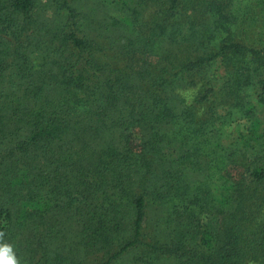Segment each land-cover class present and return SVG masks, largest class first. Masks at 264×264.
I'll list each match as a JSON object with an SVG mask.
<instances>
[{"label": "trees", "instance_id": "1", "mask_svg": "<svg viewBox=\"0 0 264 264\" xmlns=\"http://www.w3.org/2000/svg\"><path fill=\"white\" fill-rule=\"evenodd\" d=\"M185 1L190 0L103 2L125 23H130L125 10L137 9V20L156 6L157 15L151 14L141 31L133 30V41L146 46L151 45L144 39L146 29L152 39L161 27L168 33L169 18H182ZM55 2L67 15L61 23L54 19L41 40L34 0H0V231L22 264H122L129 249L135 253L128 264H161L165 257L173 264H242L248 253L254 263L264 264V113L257 115L254 103L240 110L249 118L246 130L226 144L221 126L227 116L218 108L230 101L216 107L209 96L227 89L235 104L241 101L237 91L256 87L263 110L264 47L252 49L226 37L214 41L210 33L198 42L199 55L174 65L171 56L182 37L169 35L175 43L170 56L160 55L154 80L146 84L141 71L135 76L137 68L119 61L140 58L146 50H113L117 44L104 50L77 21L74 4ZM201 2L194 3L200 15L206 7L217 17L232 1ZM218 21L225 29L226 22ZM177 24L176 19L169 26L172 34ZM181 30L182 25L176 28ZM206 66L219 83L202 79L205 89L172 106L168 86L177 75L189 78ZM239 69L261 77L241 79ZM142 90L155 110L138 114L123 94ZM112 127H123L119 145L106 141ZM151 206L166 217L161 235H146ZM129 209L133 235L119 238L112 233L122 229ZM61 217L93 226L70 243L65 233L53 235L60 232L53 228Z\"/></svg>", "mask_w": 264, "mask_h": 264}, {"label": "rangeland", "instance_id": "2", "mask_svg": "<svg viewBox=\"0 0 264 264\" xmlns=\"http://www.w3.org/2000/svg\"><path fill=\"white\" fill-rule=\"evenodd\" d=\"M68 1L71 4H74V6L80 12L77 21L81 23V26L87 31V34L92 38V40L95 43H99L101 45V48H103L104 50L111 49L116 44L118 45V47L117 49L113 50H125L126 52L146 50V53H144V55H141L140 58L131 56H124L119 58V61L122 58L121 64L123 66L131 65L132 67L137 68L133 71L135 73V76H138L139 72L141 71L142 75L140 76L142 77V81L144 83L146 82V84H149L154 80L151 79L154 77L152 73H157L156 66L158 68L159 66L156 62L159 61L160 55L166 53L170 56V44H173L174 41H172L171 38H167L169 35L180 38L182 37L181 44L177 46L178 49H175L173 51V55L171 56V58L174 59V65H177L180 59H193L196 55H199L202 51V47L199 46L200 43L198 42L202 41L203 38L210 33L214 34V41H217V38L226 37L227 39L234 40L241 45H247L252 49H260L264 47V0H231L232 2L230 4V7H223L221 10V14H219L217 17L208 12V9L206 7H204L205 9L203 10V13L201 15L198 13L197 10L201 8L198 4L194 3L196 1L202 4L201 0H194L192 3V0H190L189 2L185 1L184 10H182L181 8L179 10L180 12L178 13V15H182V18H169V25L167 26V29L164 30L165 32L167 30L168 33L166 32L165 34H163V31H161V29H163L164 27H161L160 31H155V33L158 34V37H154L152 39L151 35L149 34V29H146V32H144V39H146L147 41L150 40L149 42L151 43V45L147 44L146 46L138 41L137 43L136 41H133L135 40L133 30L136 28L137 31H141L140 27H143V25L147 23L149 19L151 20V14H153L154 9L156 10V6L150 5V9L144 10L143 14H138L139 18H137V20L135 17L137 9L134 8L129 11L125 10V14L128 15L130 19V23H125L124 21L119 19V16L117 15L118 10L116 14L112 6L107 3L104 4L106 0ZM193 4L195 8H192ZM188 5L191 7H189ZM57 8L58 7L55 0H34L33 17L36 20L35 28H37L38 30L37 34L39 36H43L40 37L41 40L46 39V36L49 35V33H45L46 30L52 29L55 26L54 19L60 23L64 21L63 17L67 15L66 10L63 9L62 11L60 9L58 10ZM146 8L149 7L147 6ZM160 12H162V10ZM155 14L156 13H154L153 15ZM13 19L18 25L19 17H15L14 15ZM176 19L177 23H179L177 24L176 28H180L182 25L181 34H178L176 28L174 29V32L172 34L173 28L172 26L169 27L171 23H173ZM218 19L227 23L224 24L225 29L222 28ZM140 34L142 33L140 32ZM114 40L118 41H116L115 43ZM154 55H156L157 58ZM235 57L241 59L239 55H236ZM101 58H103L104 60L108 59L106 56H102ZM130 58H135V61L132 62ZM142 59L144 60V62L141 61ZM233 68L235 69V66ZM235 70H237V68ZM247 75L252 76L253 80L261 77V75L257 74V72L250 73L247 70H241V72L238 74L239 78L241 79H243ZM207 78L213 80L212 84L219 83V78L214 76L213 72L210 69V66H206L203 69L191 71L189 74V78H183L181 77V74L177 75L176 82L173 85L168 86V90H172V96L174 98L173 100L169 101L170 104L174 106L180 105L179 102H190L200 88L205 89L202 79ZM224 90L226 91L223 94L218 91L215 92L213 96L210 93L209 96H211L216 103V107L223 101L226 104V100L230 101V105L227 104L224 105L223 108H218L221 114L227 116L226 122L221 126V128L224 127L222 130V141L227 144L231 141H236V139H239L241 133L246 130V127L248 125V116L241 115L239 112L240 110L244 111L249 103H254V109L257 115L260 111H262L260 115H263L264 109L261 110L262 108L258 106L260 104L259 102H257V96L255 95L258 91L256 87H242L240 91H237L236 95L241 101L235 104V95L231 94L227 89ZM195 91L196 94H194ZM139 92V94H136L135 92L134 95L129 94L131 95V97L127 96L126 92L125 94H123V99L127 100L128 102H134L136 104L130 109H134V107H136L138 114L146 113L149 110H155L152 107V98L147 96V94L143 90ZM204 104L208 105V101H205ZM171 105H169L170 108H172ZM129 110L127 112H123V114L126 115ZM122 130L123 127H112L107 129L105 134L106 141L109 143L110 140H112L115 145H119V138L122 136ZM140 134V130H137L135 133L137 140ZM128 211L129 215L124 218V225L122 229L117 233H112L113 235H119V238L127 239L130 235H133L131 210L129 209ZM62 213L60 215L66 214L63 211ZM165 218L166 217H164L160 211L156 210V207H149L145 229L146 235H161L160 232L163 231L164 228L163 224H166ZM62 221L64 223H61ZM61 222H58L55 225V228H53L60 232L53 235H56L57 239V235H62L63 233H65V235H67L69 239L68 242L70 243L74 242L77 239V237L73 238V235H86L89 232V227L93 226L90 225L91 222L84 223L82 219L81 221L80 219L74 220V217L72 218V220L61 217ZM213 222L216 223V221ZM211 226L213 227L215 226V224ZM218 226L219 224H217V227ZM71 229L74 231V234H72ZM62 230L64 231L61 233ZM54 241L55 240L52 241L51 247L57 249L59 247V244ZM134 253L135 249L127 250L125 252L126 257H123L122 264H128V259H130ZM242 258V264L254 263V261L251 260L249 253ZM161 264H173V258L165 257L164 259H162Z\"/></svg>", "mask_w": 264, "mask_h": 264}, {"label": "clouds", "instance_id": "3", "mask_svg": "<svg viewBox=\"0 0 264 264\" xmlns=\"http://www.w3.org/2000/svg\"><path fill=\"white\" fill-rule=\"evenodd\" d=\"M5 237L6 233L0 231V264H22L14 245Z\"/></svg>", "mask_w": 264, "mask_h": 264}]
</instances>
